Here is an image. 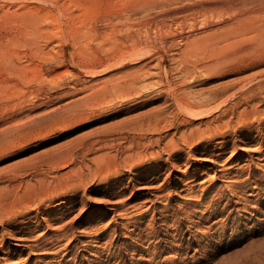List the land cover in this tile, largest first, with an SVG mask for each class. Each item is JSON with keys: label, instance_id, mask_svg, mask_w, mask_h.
<instances>
[{"label": "rangeland", "instance_id": "1", "mask_svg": "<svg viewBox=\"0 0 264 264\" xmlns=\"http://www.w3.org/2000/svg\"><path fill=\"white\" fill-rule=\"evenodd\" d=\"M153 1L159 0H0V128L6 130H0V145L5 146L0 147V186L6 188H0V264H264V145L259 152L246 151L258 147L263 127L237 128L226 151L207 150L205 143L191 149L182 145L185 153L136 157L117 170L109 150L96 163L108 169L96 176L85 170L77 195H70L73 207L52 203L43 210L39 198L45 187L25 189L17 182L40 169L72 170L85 148L96 144L93 138L81 139L83 135L153 109L150 103L163 89L157 77L145 81L153 84L133 98L106 90L124 80L118 79V71L130 65L116 62L117 28L104 36L95 32L115 25L117 16H130L127 10ZM198 2L209 8V0L188 3ZM151 10L163 14L159 8ZM259 53L264 60V47ZM252 68L264 70V63ZM199 75L200 80L210 76ZM227 77L225 82L236 78ZM86 97L93 114L76 121L82 110L76 103ZM229 99L227 94L221 101ZM177 159L184 161L178 167ZM13 170L18 171L16 178ZM149 184L153 189H144ZM122 195L124 202L116 205ZM32 201L30 209L24 206ZM19 209L34 218L22 224L7 219Z\"/></svg>", "mask_w": 264, "mask_h": 264}, {"label": "bare ground", "instance_id": "2", "mask_svg": "<svg viewBox=\"0 0 264 264\" xmlns=\"http://www.w3.org/2000/svg\"><path fill=\"white\" fill-rule=\"evenodd\" d=\"M159 1H153V3H150V1L151 5L145 7H133V9L127 10V12L132 11L129 13L130 16L127 17L116 15L115 25L110 26L109 21L108 25L110 28L105 26L100 29V27L95 32H97V35L103 34L104 36L108 32H115L117 28L118 31L116 32L120 33L118 35L120 37L116 38V36V39H113L119 51H116L118 55H114L117 57L116 62L121 63V65H130L127 70L118 71L121 74L120 76L118 74V79L123 78L124 80L112 84L111 90L106 89L107 91L113 93L112 91L117 89L119 95L123 94L124 96L127 95V97L132 95L133 98L139 95L141 91H144V88L148 85L153 84L149 82L150 84L147 83L146 85L145 83L148 79L157 77L162 82L161 86L163 89L162 91L160 90L162 95L158 93L153 98L150 103L153 105V109L142 116L128 118L121 123V125L127 123L129 127L108 125L90 133L88 136L83 135L81 139L85 138V140H88L93 138L96 144L89 145V149L85 148V156L82 153L77 158L72 170L64 173L67 175L68 173L74 174L69 180L60 182L59 179L64 175L63 173H53V171L45 169L35 171L28 180H18L17 182L22 186L24 185L25 189L31 186L34 187L36 184L45 187L43 189L45 191L44 194L39 198L45 208L43 210L49 209L52 203L73 207L70 199L77 195L79 187L84 182L82 178L84 176L87 177L84 174L85 170L88 175L96 176L101 170H105L104 168L108 169L107 164L100 167L96 163L104 156L109 155V150L114 151L111 157L114 165L119 164L116 167L117 170L121 167H127V165L130 166L131 160L136 157H140L139 159L141 160L149 156L158 157L161 151H169V155H174L178 151L184 152L182 145L190 146L191 149V147L205 143L207 150L212 147L218 148V151L221 152L222 150L226 151L230 138L233 135L236 136L237 128L244 129L246 126L250 130L258 127L264 128V70H258V68L254 70L252 68L264 63L263 59L258 58L262 54L259 53L260 48L264 47V0H209V8L202 2H198V4L188 3L192 0ZM180 3H183L180 7H171ZM155 8H159L163 14H153L156 10L151 12V9ZM107 36L109 38V35ZM110 41L112 43V39ZM111 48L113 49L112 45ZM107 49L109 50V48ZM108 50L106 51L108 52ZM99 55L97 52V56ZM100 57L103 58L102 56ZM168 60L169 63L175 64L174 67L166 66ZM232 63L234 68L230 65ZM103 66L105 65L103 64ZM119 68L121 67L119 66ZM247 69L253 71H250L251 73L249 72L250 74L247 75L240 74L241 71ZM201 72L209 73V79L200 80L201 77L197 78ZM227 75L230 77L235 76L236 78L228 79L225 82V78H228ZM105 79L108 78L106 77ZM80 82L83 83L82 81ZM158 82L156 81V83ZM70 88L73 89L72 87ZM205 91H207V94L204 93ZM107 94L103 96V99L108 96ZM227 94H229L231 99L225 103L221 99ZM98 97H96L97 100L99 99ZM100 98L102 100V97ZM87 101L88 98L86 97L76 103V105L82 107L76 121L93 114L90 106L86 107V105L91 104ZM214 114H217V116L211 117ZM4 121L7 122L8 120ZM7 123H5L7 126L11 124ZM3 128H5L4 126H2V130H5ZM124 128H127V132L123 131ZM2 133L5 132L2 131ZM262 136L263 134L260 135V140L256 143L258 147L246 149V151L259 152L264 145V137ZM135 143L137 147L131 148ZM1 146L3 149L5 148L4 145L1 144ZM89 159H91L90 163L95 164L94 167L88 164ZM179 160L177 159V164L174 163L177 167L184 162ZM175 166H172V168H175ZM15 168L17 169V166ZM16 171L13 170L15 178L18 172ZM140 171L142 170L140 169ZM10 179L8 180L10 181ZM63 183L64 185H62ZM12 184L16 183L12 182ZM0 188L2 190L6 189L4 186H0ZM144 189H153V187L149 184ZM124 197L122 195V198L116 201L115 204H122ZM32 203L34 202H27L24 206L27 205L30 209L31 206L29 205ZM36 208H38L37 205ZM8 212L6 211L5 213L8 215ZM29 213H24L19 209L16 214L9 215L7 219L15 224H22L27 219L34 218L35 215L31 216ZM59 228H62V226Z\"/></svg>", "mask_w": 264, "mask_h": 264}]
</instances>
